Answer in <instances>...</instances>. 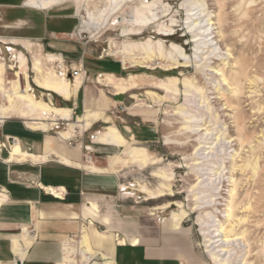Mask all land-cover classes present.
<instances>
[{
	"label": "rangeland",
	"instance_id": "rangeland-1",
	"mask_svg": "<svg viewBox=\"0 0 264 264\" xmlns=\"http://www.w3.org/2000/svg\"><path fill=\"white\" fill-rule=\"evenodd\" d=\"M92 1L95 3L92 9L96 18L100 19L102 11L104 14L109 12L105 20L100 23H93L84 18L82 11L84 0L65 1L54 6L61 12L77 13L81 19L74 36L66 37L63 41L75 45L74 53L65 55L67 59H74L73 61L76 62L83 58L88 78L78 94L70 100L64 99L57 93H51L53 102L60 107L70 108H73L76 102L77 115L84 112L85 107L102 110L105 118L93 121L92 128L102 129L105 125L115 124L126 139L132 141L134 145L145 147L151 158L156 161L148 165L130 162L119 166L118 171H111L110 173H114L117 178L118 184L123 183L129 187L127 190L132 192V196H122L119 192L121 199L104 198L103 207L113 202L135 205L149 215L166 217L172 210L179 208L177 203H182L184 209L190 212L182 221V226L191 232L197 248L204 252L209 263L213 264L203 246L206 242L201 234V225L197 223L199 216L210 212L211 219L207 221L209 226L207 233L209 232L210 236L218 233L214 232L216 227L212 226L218 224V219L225 225L230 218L233 220L232 216L228 219L224 211L233 204L230 189L235 186L236 180L239 191L236 200L253 204L262 200L260 209L264 211V0H149L156 3L155 12L160 15L164 10L166 12L164 16L158 17L159 21L145 27L143 34L139 36H123V29L139 27L133 24V21L137 15L135 7L142 0H123L116 8L114 7L116 1L113 4H110L109 0ZM119 1L121 0H117V3ZM189 13L191 19L188 20ZM206 14L212 15L217 23L218 38L221 40L223 52L229 49L232 53L230 59L213 60L214 65L218 68L225 67L227 74L242 70L240 90L237 93L234 92L235 86L233 85L231 92L230 87L221 80L220 76L210 74L203 76L196 73L193 67L184 70V74L181 75L182 68L168 72L164 70L165 62L156 59L149 65L155 69L143 67L124 69L120 55L111 54V50L113 52L122 50L127 44L146 42L150 36L154 42L162 37L166 45L178 44L183 46L188 54H192L194 43L191 42L192 37L187 32V28L192 19L204 18ZM194 21L198 22L199 19ZM160 24L165 25L163 28L170 29L164 36L156 34ZM203 24L204 22L201 23ZM65 25V21H60L55 27L62 29ZM42 53L59 55L57 52H51L50 49H46L45 52L42 50ZM223 58H226V55ZM28 59V66L31 68L32 53ZM228 61L230 63L226 64ZM48 66L52 68L53 63L49 62ZM28 72L36 95H42L43 89H40L34 81V70L32 72L28 69ZM102 72H111L119 77L145 72L149 74L146 76L147 80L152 77L167 79L169 75L177 76L181 80L186 77L194 85L202 87V90L185 92V87L181 83L178 84L181 91L175 92L178 93L176 96L163 101H160L158 96H165L166 93L149 85H143L142 88L126 94H117L116 89L98 82L99 74ZM4 77L5 88L11 92L13 82L18 76L11 70H5ZM119 95L121 98L118 97ZM132 96H137L139 100ZM43 98L49 100L48 95H43ZM0 102V104L7 103L1 89ZM230 103L232 106H229ZM178 109L184 111L187 119L192 117L190 118L192 132L181 130L185 125V119L179 114H173ZM165 110H168L169 114H164ZM77 115L72 117L74 121ZM13 119L16 120L9 121L3 129L4 132L23 137L26 134L20 122L23 120L15 117ZM63 122L56 130L58 133L68 127V122ZM149 129L154 130L155 133L151 140H145L144 138L150 135ZM50 130L45 131L47 132L45 134L57 135ZM133 131L137 135L136 141L131 139ZM166 136H169L171 142H166ZM60 144L69 146L67 142ZM75 147L79 159L87 160L88 158L79 151L77 145ZM95 148L99 150L97 149L92 155L95 160H99L98 164L101 166L107 165L108 155L120 152L114 146L95 144ZM161 171L172 177L173 195L148 200V195L139 190V185L145 184L156 191L161 179L155 176V172ZM166 203H170L168 208H159ZM198 205L200 208L196 209ZM243 205H239L236 210L239 216L247 214ZM248 216L249 222L238 226L236 230L238 232L247 230L248 234L251 232L249 243L240 240L230 243L229 247H217L226 250L220 252L222 259H231L230 256L233 255L230 264H247V262L264 264V257L258 256L257 250L250 252L252 244H255L257 239V243L262 244L264 229L260 232L253 231L258 220L264 219V215L261 212L255 216L250 213ZM98 230L102 231L105 228L98 226ZM228 248L230 252H227ZM6 251L7 245L3 243V252ZM99 261L101 258L97 256L87 264L101 263Z\"/></svg>",
	"mask_w": 264,
	"mask_h": 264
},
{
	"label": "crops",
	"instance_id": "crops-1",
	"mask_svg": "<svg viewBox=\"0 0 264 264\" xmlns=\"http://www.w3.org/2000/svg\"><path fill=\"white\" fill-rule=\"evenodd\" d=\"M60 21L66 22L62 29L55 27ZM80 23L77 13L61 12L54 6L41 9L28 0H0V37L16 40L30 53L28 45L36 42L31 45L34 51L50 49L76 64L78 61L66 57L74 53L75 45L63 39L75 32ZM73 108L77 114L76 102ZM11 120L16 119L0 123V195H5L0 205V264L62 263L65 240L78 236L84 226L98 254H109L114 264H210L185 227L172 228L135 205L113 202L103 207L104 198L121 199L114 173L91 172L61 162L60 157L73 162L85 160L79 159L75 146L60 144L66 140L45 134L44 130L28 128L20 120L17 121L26 131L23 137L4 132ZM127 129L132 132L130 127ZM149 133L145 140H151L155 131L149 129ZM13 136L23 151L46 155L48 160L10 159L16 142L9 145L7 137ZM133 136L131 139L136 141L134 131ZM93 160L98 164V159L93 157ZM49 186L56 193L49 192L46 188ZM98 226L105 230H98ZM24 232L33 242L21 258L14 252L11 238H18ZM3 243L7 245L6 252Z\"/></svg>",
	"mask_w": 264,
	"mask_h": 264
},
{
	"label": "bare ground",
	"instance_id": "bare-ground-1",
	"mask_svg": "<svg viewBox=\"0 0 264 264\" xmlns=\"http://www.w3.org/2000/svg\"><path fill=\"white\" fill-rule=\"evenodd\" d=\"M65 1L74 0H28V3L41 9H48L55 5L62 4ZM114 1H116V5L114 6L116 8L123 0L119 1L118 3L117 0H109V3L113 4ZM93 2L94 1L92 0H84V6L82 8V11H84V18L89 19V21L93 23H100V21L105 20L109 12H107V14H104V11H102V14H100L99 17L100 19L96 18L94 10L92 9V7H95V3ZM155 4L156 3L154 1H140V3L135 7L137 15L135 16V21H133V24L139 27L134 29L124 28L123 36H139L143 34L142 31L145 27L150 26L156 21H159L160 19H158V17L164 16L166 10H164L163 14L160 15L159 13L154 11ZM190 15L191 14L189 13L188 20L191 19ZM198 19V22L194 21ZM194 20L192 19L190 25L187 28V32L191 34L192 37L191 42L194 43V50L192 54H188L186 49L178 44L172 43L170 46L166 45V43L163 41L164 38L162 37H159L160 39L157 42H154L152 40V36H150V38L146 42H133L125 45L122 50L115 52L111 50V54L120 55L124 69L135 67L155 69L150 67L149 65H151V63L156 59H161L165 62V64H163L164 70L168 72L173 71L177 68H182L181 75L184 70L193 67L196 73L203 76L209 74L220 76L221 80L227 83V85L230 87L231 92H233L234 85V92L237 93L240 90V74L242 70L240 69L234 74H227L225 67L218 68L213 63V60L217 58L227 60L232 56V53L229 52V49L223 52V48L220 45L221 40H219L218 38L219 30L217 27V23L213 20V16L210 14H206L204 18H196ZM202 22H204L203 25H201ZM159 26L160 27L156 31V34L159 36L166 35L167 30H170L163 28V26H165L164 24H160ZM4 40H8L7 42H11L12 44L20 45L24 48V50L16 49L15 47L10 46V50L12 51V54H14V56L12 57L13 62L8 64L2 58L0 59V89L2 90L4 97H6L7 99L6 104H0L1 123H4L5 120L9 118L15 117L22 119L25 125L33 130L48 131L50 129H54L55 126L59 124L60 120L67 121L68 127L59 131V137L65 140L67 138L78 136V134H82L87 130H90L93 126V121H98L105 118L104 112L102 110L85 107L84 112L78 114L77 119L74 121L72 119L73 108L67 106L60 107L54 104L51 93H57L64 99L70 100L74 95L78 94L83 83L86 81L84 73L77 75L75 79H72L73 81L69 78L59 75V73L55 69L54 61L56 59L62 60V56L60 54H43L42 51H34L31 45L36 44V42H32L30 43V45H28V48L32 50V67L30 68L28 66L29 59L24 53V51H26L30 54L29 50L24 47L23 44L17 42L12 38H5ZM5 50L7 49L5 48ZM225 55L226 58H223V56ZM49 62L53 63L52 68L48 66ZM229 63L230 62L228 61L226 64ZM28 69H31L32 72L34 70V81L37 83L40 89H43L42 95L40 96L36 95L34 87L30 82V74L28 72ZM5 70H11L15 75L18 76V79L13 82V90L11 92L6 90L5 88ZM147 75L149 74L144 72L139 74L130 73L128 77H119L111 72H102L99 74L98 82L105 86L116 89L117 94H126L132 90L142 88L143 85H149L156 89L163 90L166 93L165 96L157 95L160 101L171 98L172 96H176L178 93L175 92L181 91V89L178 87V84L181 83L185 87V92H188L189 90L200 92L202 90V87L194 85L192 81H190L186 77L181 80L177 76L169 75L167 79H158L152 77V79L147 80ZM43 95H48L49 100L44 99ZM132 97L137 98V101L139 100L137 96ZM229 106H232V104L230 103ZM179 109L174 111L173 114H179L181 117H184L185 125L181 130H185L187 131V133L192 132V121L190 119L192 117L187 119V116L183 113L184 111ZM164 114H169V111L165 110ZM97 131L98 132L95 142L113 145L120 150L119 153L108 156L107 165H98L93 160L91 154H85L82 151L81 143H77L76 145L79 151H82L84 156L88 158L87 160L85 159L86 161L73 162L65 157H60V161L66 164H74L78 168L87 169L91 172L101 173L118 171L117 168L119 166L126 165L130 162L140 165H148L156 162L151 158L145 147L134 145L132 141L126 139V137L115 124L105 125L102 129H97ZM166 142H171L169 136H166ZM28 157H31L33 160H42V162L47 159L46 155L35 156L28 154L26 151H23L18 141L12 145L9 157L10 159L24 160ZM155 176L161 179L159 187L156 191L150 189L145 184L139 185V190L148 195L147 199L154 200L167 195H173L171 182L172 177H170L169 174L164 171L155 172ZM232 178L233 177L231 176L230 179ZM236 181L235 186L230 189V194L231 196H233V204L224 211L226 212L227 218L229 219V217L232 216L233 220L230 218V221L225 225L224 222L218 219V224L212 225L216 227L214 232H218L214 236L208 235L209 232L207 233V231L209 230L207 221L208 219H211L210 212H207L206 214L204 213L205 215H200L197 220V223L201 225V234L203 235L204 241L206 242L203 244V246H205L206 248L205 252L208 254L213 264H230V260H233V255L230 256L231 259H222L223 257H220V255H222L220 252L224 251L225 249H219L217 247H229L231 246L230 243L233 244L234 241L237 242L240 240L249 243L251 232L249 234L247 233V230L238 232L236 230L237 227L249 222L248 215L250 213L255 216L257 215V213L263 212L264 215V211L260 209L262 207V200H255L256 203L254 204L257 206H254L252 202L244 203V201L238 202L236 200V197L239 195ZM120 187L125 190V193H123L124 195H131L130 191L128 192L127 190V185L120 183ZM46 188L48 189V191L50 190L49 192L52 191L53 193H56L55 188L50 186ZM4 198L5 195L1 194L0 205ZM177 204L179 206L177 210H172L169 213V216H161L162 219L164 218V224H167L175 229L181 228L182 221L190 214L187 209H184L182 203ZM241 204H244V212H247V214L239 216L238 213H236V210ZM169 206L170 203H166L159 208H168ZM93 207L96 208L97 206L94 204ZM197 208H200V206H196V209ZM230 211H232V213ZM159 216L160 215H158V217ZM262 229H264V219H259L255 225L253 232H260L262 231ZM262 237V244L259 245L257 243V239V241H255L256 243L252 244V247L250 249V252H252L253 250H257V255L260 257H264V235ZM11 241H13L14 252L21 258H24L29 245L33 242V239L27 232H24L23 235L18 238H11ZM228 251L230 252L231 250L228 248L227 252ZM97 254L98 251L92 244L88 229L86 226H84L82 228V232L78 235L77 238L71 237L65 240L64 258L62 260L63 262L59 264H87L92 258H94L95 260L97 256H99L102 261H99L101 263L95 262L94 264H114V261L109 254ZM249 263L250 262H247V264Z\"/></svg>",
	"mask_w": 264,
	"mask_h": 264
},
{
	"label": "built area",
	"instance_id": "built-area-1",
	"mask_svg": "<svg viewBox=\"0 0 264 264\" xmlns=\"http://www.w3.org/2000/svg\"><path fill=\"white\" fill-rule=\"evenodd\" d=\"M74 34H75V32L71 33L70 36L73 37ZM4 39H5V37H0V59L2 58L3 60H5L6 63L10 64L11 62H13L12 57L14 56V54H12V51L10 50V46L15 47L16 49H23L24 50V48L21 47L20 45H16V44H12L11 42H7L8 40L5 41ZM5 48L7 50H5ZM24 53L26 54V56L28 58L30 57V54L28 52L24 51ZM59 54L62 56V60L56 59L54 61V66H55V69L59 73L60 76H64V77L72 80V79H75V77L77 75L84 73L85 80H87L88 71L85 67L83 58L81 60H79L76 64H73L72 62L67 61L64 58L62 53H59ZM30 73L33 74L32 72H30ZM34 85H36V84H34ZM34 90H35V88H34ZM74 115H77L76 114V108H73V117H74ZM62 123H64V122L60 121L59 124H57L54 129L50 130V132L53 131L57 134V136H60V133H58L56 130H58L60 128ZM97 132H98L97 129L91 128L90 130H87L82 134H78V136H74L72 138H67L65 140L68 143V145L71 147L75 146L77 143H81L82 151L85 154H91V156H93L92 154L96 151L95 144L97 142H95V139H96ZM85 136H87V137L85 138ZM16 140H17V138L14 136L13 137H7V141H8L9 145H11L12 143H15ZM2 145H3V147L6 146L5 143ZM128 189H129V187H128ZM119 192L122 196L124 195L123 193H125V190H123V188L120 187V184H119ZM158 221L164 223V218L162 219L161 216H159ZM101 261H102V259H101Z\"/></svg>",
	"mask_w": 264,
	"mask_h": 264
},
{
	"label": "water",
	"instance_id": "water-1",
	"mask_svg": "<svg viewBox=\"0 0 264 264\" xmlns=\"http://www.w3.org/2000/svg\"><path fill=\"white\" fill-rule=\"evenodd\" d=\"M118 97H120V98H121V95H119Z\"/></svg>",
	"mask_w": 264,
	"mask_h": 264
}]
</instances>
